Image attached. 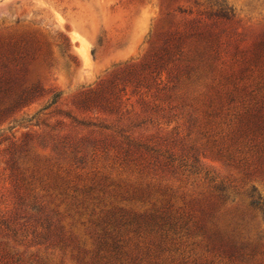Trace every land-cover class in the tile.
<instances>
[{"label": "rangeland", "instance_id": "1", "mask_svg": "<svg viewBox=\"0 0 264 264\" xmlns=\"http://www.w3.org/2000/svg\"><path fill=\"white\" fill-rule=\"evenodd\" d=\"M0 54L38 90L0 117L17 256L95 264L111 214L158 210L177 226H129L127 259L264 264V0H0Z\"/></svg>", "mask_w": 264, "mask_h": 264}, {"label": "trees", "instance_id": "2", "mask_svg": "<svg viewBox=\"0 0 264 264\" xmlns=\"http://www.w3.org/2000/svg\"><path fill=\"white\" fill-rule=\"evenodd\" d=\"M177 51H180L177 46ZM170 56V52L167 53ZM16 55L12 54H0V117L9 111L19 110L27 105L26 99L30 97L34 92H37L35 86H26L24 89H20L22 86V81L26 76V71L23 69L22 62ZM24 65V64H23ZM129 70V66L119 68L114 71L113 74L124 73ZM189 73V70L184 72ZM162 74H160L161 77ZM115 76V75H114ZM188 76V75H187ZM159 77L158 85L162 84L161 78ZM172 90L177 91L174 95H169V97H174V99H181L182 102L186 101V97L179 93L178 87L174 86ZM15 99L12 100L13 97ZM10 99V100H8ZM128 100L131 99L130 96L127 97ZM174 106L169 105L168 108L173 109ZM155 112L158 110H164L160 105L152 107ZM161 108V109H160ZM171 122H168L169 126ZM145 146L129 135L125 134L124 142L122 148L127 151L140 150ZM148 149V147H147ZM254 205H262L264 203L260 198L253 200ZM178 221L173 219L170 215L166 213L154 210L150 214H139L131 217L129 220L122 222V219H118L115 214H111L110 217L104 221L102 226V235L100 240V245L97 250V259L95 264H140L142 259L138 262L137 259H127L128 248L127 242L125 240V231L129 226H133L136 233L139 230L145 229L148 232H157L159 230L169 231L175 229ZM22 237V238H21ZM26 234L21 231V229L12 227V224L7 220L4 215H0V264H28L23 258L17 256V253L12 252L7 246V239H12L13 241L25 240ZM104 251V253H102ZM39 264V263H37Z\"/></svg>", "mask_w": 264, "mask_h": 264}]
</instances>
